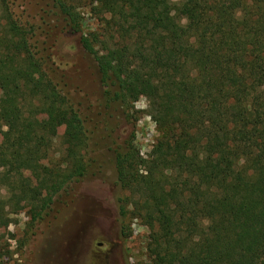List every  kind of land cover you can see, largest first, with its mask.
I'll return each instance as SVG.
<instances>
[{
	"label": "trees",
	"instance_id": "trees-1",
	"mask_svg": "<svg viewBox=\"0 0 264 264\" xmlns=\"http://www.w3.org/2000/svg\"><path fill=\"white\" fill-rule=\"evenodd\" d=\"M94 58L103 98L157 140L115 149L119 214L148 231L151 264H264V0H54ZM100 22L84 33L79 9ZM31 30L0 5V221L33 176L54 195L86 172L82 119L43 70ZM48 114L49 118L42 117ZM51 120H48L50 119ZM62 149L52 156L57 124Z\"/></svg>",
	"mask_w": 264,
	"mask_h": 264
},
{
	"label": "rangeland",
	"instance_id": "rangeland-1",
	"mask_svg": "<svg viewBox=\"0 0 264 264\" xmlns=\"http://www.w3.org/2000/svg\"><path fill=\"white\" fill-rule=\"evenodd\" d=\"M1 4L31 30L43 70L79 113L87 137V169L82 178L54 195L33 176L43 160H34L25 169L39 201L24 197L0 221V264H151L146 249L148 229L131 219L126 221L131 235L121 234L124 221L119 198L124 192L114 163L117 145L132 133L142 155L155 144L158 133L145 113L146 100L140 98L134 104L140 111L135 122L127 120L118 105L104 100L97 64L82 48L80 34L69 30L54 0H0ZM79 11L84 33L100 28L88 7ZM42 117L49 118L48 114ZM56 124L52 156L57 157L64 126ZM5 131V127L0 129V149Z\"/></svg>",
	"mask_w": 264,
	"mask_h": 264
}]
</instances>
